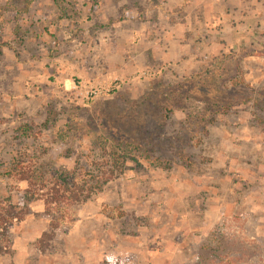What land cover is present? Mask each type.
<instances>
[{
  "label": "rangeland",
  "instance_id": "obj_1",
  "mask_svg": "<svg viewBox=\"0 0 264 264\" xmlns=\"http://www.w3.org/2000/svg\"><path fill=\"white\" fill-rule=\"evenodd\" d=\"M0 43V173L21 157L91 180L111 168L112 143L134 151L92 199L66 207L43 251L50 218L33 202L0 264H248L246 241L264 254V0H0ZM27 185L0 174V198L18 202ZM212 204L214 227L180 237L186 254L173 241L151 254L176 208L202 218ZM156 223L160 235L141 233ZM108 226L119 255L94 244Z\"/></svg>",
  "mask_w": 264,
  "mask_h": 264
},
{
  "label": "trees",
  "instance_id": "obj_2",
  "mask_svg": "<svg viewBox=\"0 0 264 264\" xmlns=\"http://www.w3.org/2000/svg\"><path fill=\"white\" fill-rule=\"evenodd\" d=\"M3 44L0 43V52ZM213 74L214 70H208ZM225 69L220 71L221 74ZM264 94V92H263ZM133 147L125 142H114L110 146V156L113 158L111 168L101 174L92 175L91 180L82 179L81 173L75 170H54L51 173L44 174L40 167L25 163L21 157H17L11 164V169L0 173L6 176L18 175L21 180L27 181V187L24 193L19 197L18 202L13 200L12 195L0 198V254L12 253V241L9 236V227L16 221H22L32 212L31 205L35 201H43L45 213L50 218L49 231L45 230L42 236L37 240L41 251L45 249L46 242L54 238L55 232L60 226L65 216L66 207L75 203H80L92 199L94 195L103 189L115 175L116 170L123 172L125 162L130 156H133ZM243 249L248 264H261L264 262L263 247L255 243L244 242ZM250 245V247H249ZM249 247V248H248ZM230 253V252H229ZM228 253V254H229ZM212 256L216 253L212 251ZM228 254H223L227 256ZM107 257L106 263L112 264Z\"/></svg>",
  "mask_w": 264,
  "mask_h": 264
},
{
  "label": "crops",
  "instance_id": "obj_3",
  "mask_svg": "<svg viewBox=\"0 0 264 264\" xmlns=\"http://www.w3.org/2000/svg\"><path fill=\"white\" fill-rule=\"evenodd\" d=\"M187 194H188L187 192L186 193L180 192L179 193L180 199L188 198ZM86 207L88 208V210L90 212L91 208L89 207V204H86ZM213 207H215V204H212L208 208L206 213L203 214L202 218L198 217V216H197V218H195V216L193 214L194 212H193L191 207H189V208L188 207H184V208H179L178 207V209L176 208L177 214L176 215H174V214L170 215V218L173 219V220H175V218H176V219H178V221H175L176 223L174 225H172L171 228H169L167 230V232L165 233V235L162 237L163 242H161L162 243V247L161 248H157L156 250H153V248H149V251L151 252V254H152V252L153 253H161V252L165 251L166 250V246H167V244L170 241H173V244L175 243V245H176L175 249H176V253L177 254H179V255L186 254V252L188 250V248L185 247L187 242L185 241L184 238L181 239L180 237L181 236H186V238H188L190 236H193L194 237L193 239H195V238H198V235L201 236V234H205L206 233L205 230H207L209 228H213L216 222H215V219L212 220V218L214 216V212L217 210V209H215ZM97 208H98V206H97ZM229 209H230L229 205L228 204H224L223 206H221L219 208V212L227 213L229 211ZM89 212H86L84 217L87 218V216L88 217L92 216V214L89 213ZM95 215L100 220H103V219L108 217V216L105 217L106 214H105L104 211H102V209H101V211H100V209H96V214ZM155 218H154L155 222H158V221H156ZM195 220H199V221L201 220V221L200 222H196ZM20 222H22V224H23L24 220L20 221ZM83 222L84 221H81V226L83 225ZM154 227H156V229L149 228V231H147V228L145 229V228L142 227L141 228V233L142 234L148 233V234H155V235L159 234V232H157V231H160L161 229L157 225V223H156V225ZM110 228H111V226H108L102 232L103 234H100V233L96 232L98 237L96 238V242L94 244L98 245L99 247H102V245L106 246V244H110L111 245V249H110V251L108 250V252H110V253H112L114 255H119L120 254L119 251L121 249L120 243H119L118 238L114 237V236H117V233L114 230L110 231ZM78 229H80V228L74 227V229H72V230H73V232H76ZM21 235L23 236V238H21V239L29 240L28 239L29 235H27V232H21ZM35 236H39V234L37 233ZM29 237H31V236H29ZM67 240L69 242L71 241L70 238L67 239ZM79 240L81 242L82 241L85 242V248L83 249V251L81 253L85 257V260L94 261V259L96 257L94 256L95 251L92 248L93 246H91V244H89L91 240L85 238V234H83V232H81V231H80V234H79ZM13 248H14V250H17V255L19 256V258H23L22 252H20L19 249H17L19 247H16L15 244H14ZM130 248L131 247L129 246V251L131 250ZM103 254H104V252L99 256V257L102 258V260H103V256H102ZM25 256L26 255H24V258H26ZM99 259L100 258H98V260H96L97 262L95 261V264L98 263Z\"/></svg>",
  "mask_w": 264,
  "mask_h": 264
}]
</instances>
